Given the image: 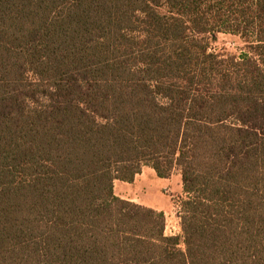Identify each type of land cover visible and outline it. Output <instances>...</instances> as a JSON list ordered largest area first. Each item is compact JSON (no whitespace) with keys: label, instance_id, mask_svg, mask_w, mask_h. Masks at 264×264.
<instances>
[{"label":"trees","instance_id":"1","mask_svg":"<svg viewBox=\"0 0 264 264\" xmlns=\"http://www.w3.org/2000/svg\"><path fill=\"white\" fill-rule=\"evenodd\" d=\"M0 264H264V0H0Z\"/></svg>","mask_w":264,"mask_h":264},{"label":"rangeland","instance_id":"2","mask_svg":"<svg viewBox=\"0 0 264 264\" xmlns=\"http://www.w3.org/2000/svg\"><path fill=\"white\" fill-rule=\"evenodd\" d=\"M241 36V34L218 31L212 41L213 50L224 49L239 56L248 50L246 41ZM211 38H213V35ZM115 192L123 199L145 206L150 205L151 201L166 202L164 204L168 205L165 213L167 221L166 233L169 235L181 234L179 209L185 193L182 177L178 170L171 177L161 179L154 170L144 167L142 173L138 174L133 182L116 180Z\"/></svg>","mask_w":264,"mask_h":264},{"label":"crops","instance_id":"3","mask_svg":"<svg viewBox=\"0 0 264 264\" xmlns=\"http://www.w3.org/2000/svg\"><path fill=\"white\" fill-rule=\"evenodd\" d=\"M145 167H147V168H149V169H152V170H154L152 167H150V166H145ZM143 170H144V168H143ZM142 170V171H143ZM154 172L156 173V171L154 170ZM180 172V171H179ZM142 173V172H141ZM140 174V173H139ZM157 174V173H156ZM180 175H181V173H180ZM158 176V175H157ZM182 177V176H181ZM161 178V177H160ZM161 179H166V178H161ZM164 184V183H163ZM152 203L150 204V205H148V206H150V207H152V208H155V209H157V210H160V211H163L164 213H166V208L168 207V205H164V204H166V202H164V203H161V201H151ZM157 204H159V205H157Z\"/></svg>","mask_w":264,"mask_h":264},{"label":"built area","instance_id":"4","mask_svg":"<svg viewBox=\"0 0 264 264\" xmlns=\"http://www.w3.org/2000/svg\"><path fill=\"white\" fill-rule=\"evenodd\" d=\"M181 208V207H180ZM180 210V209H179ZM179 213H180V211H179Z\"/></svg>","mask_w":264,"mask_h":264}]
</instances>
